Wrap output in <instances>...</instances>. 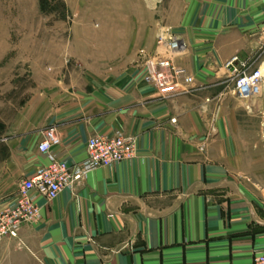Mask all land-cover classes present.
I'll use <instances>...</instances> for the list:
<instances>
[{
  "label": "crops",
  "instance_id": "1",
  "mask_svg": "<svg viewBox=\"0 0 264 264\" xmlns=\"http://www.w3.org/2000/svg\"><path fill=\"white\" fill-rule=\"evenodd\" d=\"M124 2L99 29L123 57L66 74L4 125L0 211L48 163L37 145L50 126L60 138L51 153L68 164L86 158L94 134L133 137L135 155L53 200L30 191L39 219L0 239V264H253L264 252V81L241 99L224 64L236 55L264 71V0ZM164 26L183 41L173 61L193 77L188 92L143 79Z\"/></svg>",
  "mask_w": 264,
  "mask_h": 264
},
{
  "label": "rangeland",
  "instance_id": "2",
  "mask_svg": "<svg viewBox=\"0 0 264 264\" xmlns=\"http://www.w3.org/2000/svg\"><path fill=\"white\" fill-rule=\"evenodd\" d=\"M124 5V0H0V137L6 123L18 114L28 117V108L43 104L46 90L66 82V74H80L88 64L106 68L123 57L124 48L109 46L103 37L109 33L99 29L116 19L110 8Z\"/></svg>",
  "mask_w": 264,
  "mask_h": 264
},
{
  "label": "built area",
  "instance_id": "3",
  "mask_svg": "<svg viewBox=\"0 0 264 264\" xmlns=\"http://www.w3.org/2000/svg\"><path fill=\"white\" fill-rule=\"evenodd\" d=\"M183 47L178 34L168 26L162 27L156 35L154 53L145 58L146 72L143 79L155 84L166 95L190 91L193 77L173 61ZM140 54L146 56L143 49ZM224 67L228 72L226 86H230L239 98L250 99L260 94L264 81V71L260 65L238 63V57L234 55ZM59 142L55 127L50 126L43 131L37 148L47 154L48 163L38 166L32 175L23 179L14 205L0 211V239L18 237V230L23 223L39 219L40 208L30 196V191L39 193L48 201L53 200L62 189L73 187L93 169L133 158L136 149L135 139L131 136L122 133L113 137L94 134L86 142V158L68 164L51 153V148ZM253 264H264V252L254 255Z\"/></svg>",
  "mask_w": 264,
  "mask_h": 264
}]
</instances>
